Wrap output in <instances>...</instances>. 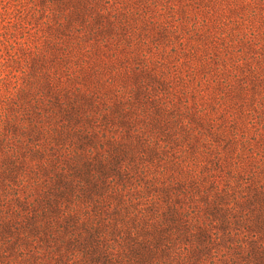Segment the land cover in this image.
<instances>
[{"label":"trees","instance_id":"1","mask_svg":"<svg viewBox=\"0 0 264 264\" xmlns=\"http://www.w3.org/2000/svg\"><path fill=\"white\" fill-rule=\"evenodd\" d=\"M0 264H264V0H0Z\"/></svg>","mask_w":264,"mask_h":264}]
</instances>
